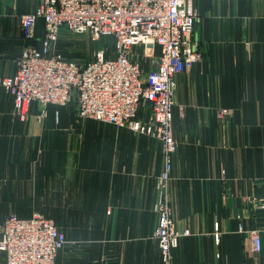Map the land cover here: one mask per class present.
<instances>
[{
	"label": "crops",
	"instance_id": "0c3cea01",
	"mask_svg": "<svg viewBox=\"0 0 264 264\" xmlns=\"http://www.w3.org/2000/svg\"><path fill=\"white\" fill-rule=\"evenodd\" d=\"M41 2L0 0V77L15 74L28 44L21 16ZM194 6L204 60L176 78L169 193L175 227L189 235L173 250V264H264V0ZM156 48L152 57L134 50L147 72ZM41 115L32 104L28 120L18 118L0 87V226L13 213L55 220L67 235L55 264H164L154 236L162 142L81 119L75 102ZM141 117L150 119L149 104ZM254 230L262 232L260 252Z\"/></svg>",
	"mask_w": 264,
	"mask_h": 264
},
{
	"label": "built area",
	"instance_id": "2783aa9c",
	"mask_svg": "<svg viewBox=\"0 0 264 264\" xmlns=\"http://www.w3.org/2000/svg\"><path fill=\"white\" fill-rule=\"evenodd\" d=\"M199 18L194 0H42L35 11L21 16L28 44L15 74L0 77V87L13 97L15 115L23 121L32 104L39 105L43 118L50 105L75 102L81 119L129 128L162 142L161 201L154 236L164 264H173V250L189 235L175 227L169 186L178 149L173 126L176 78L204 60V50L194 39ZM40 22L44 35L38 39ZM64 31L90 34L93 41L111 39L114 57L102 47L85 65L66 59L55 49ZM139 47H144L146 57L153 56L155 47L160 49L154 69L147 72L133 58ZM145 103L150 106L149 120L141 117ZM221 115L231 112L224 109ZM250 235L253 251L260 252L261 230ZM66 243L67 235L57 222L42 214L31 218L11 214L0 228V252L7 264H55Z\"/></svg>",
	"mask_w": 264,
	"mask_h": 264
},
{
	"label": "rangeland",
	"instance_id": "374dc122",
	"mask_svg": "<svg viewBox=\"0 0 264 264\" xmlns=\"http://www.w3.org/2000/svg\"><path fill=\"white\" fill-rule=\"evenodd\" d=\"M112 46L113 41L111 39L102 38L98 41H93L90 34L76 35L64 31L60 35L55 49L66 59L74 61L80 65H85L93 59L98 49L102 47H107L111 51L109 55L111 57L114 56L112 53ZM156 49L157 48L155 47L154 50ZM154 50L153 54H156V51L154 52Z\"/></svg>",
	"mask_w": 264,
	"mask_h": 264
}]
</instances>
